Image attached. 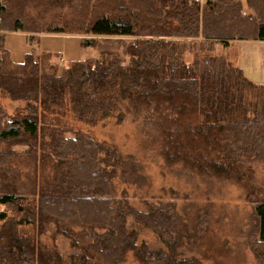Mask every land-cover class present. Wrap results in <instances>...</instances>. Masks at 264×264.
I'll use <instances>...</instances> for the list:
<instances>
[{
  "label": "trees",
  "instance_id": "obj_1",
  "mask_svg": "<svg viewBox=\"0 0 264 264\" xmlns=\"http://www.w3.org/2000/svg\"><path fill=\"white\" fill-rule=\"evenodd\" d=\"M246 7L253 15L244 13L240 0H0V91L25 103L20 118L0 107V141L25 148L0 152V264H124L128 253L139 264H201L181 257L182 240L190 235L173 204L144 202L140 211L124 190L117 195L113 180L148 184L136 165L43 115L67 109L94 125L125 103L153 124V143L166 164L205 176L218 171L250 192L255 226L249 245L264 264V193L239 170L264 167V85L210 54L235 40L264 41V0H246ZM58 17L67 18L64 25L54 21ZM70 32L90 37L81 47L98 57L58 68L49 63L51 54L39 60L27 54L16 64L4 46L6 34H28L33 44L37 34ZM181 40L195 42L200 57L183 61ZM19 155L33 162L26 184L9 166ZM37 156L51 179L38 181ZM128 219L162 246L138 244ZM50 225L53 240H68L67 258L55 245L40 243ZM23 226L35 234H24Z\"/></svg>",
  "mask_w": 264,
  "mask_h": 264
},
{
  "label": "rangeland",
  "instance_id": "obj_2",
  "mask_svg": "<svg viewBox=\"0 0 264 264\" xmlns=\"http://www.w3.org/2000/svg\"><path fill=\"white\" fill-rule=\"evenodd\" d=\"M200 2L204 0H199ZM205 2V1H204ZM202 2V3H204ZM242 5L246 0H240ZM29 12V10H28ZM35 12L32 16L36 18ZM30 14V12H29ZM48 19V16L46 17ZM67 18L58 17L57 24L64 25ZM33 44L29 43L28 34H6L4 46L13 63L20 64L25 55L32 54L38 60L42 54H51L49 63L60 67H69L73 62H83L96 59L98 53L92 48L81 47L82 35L70 32L65 34H37L33 36ZM113 41L117 38H113ZM130 39H124L125 42ZM195 42L181 40L177 45L182 60L186 63L193 61V55H198ZM226 47L215 46L210 54L226 59L230 64L235 62V45ZM233 62V63H232ZM43 64V60H41ZM46 64V62H45ZM254 97L248 101H254ZM0 107L10 118H20L25 115V103L10 98L0 91ZM49 122L68 127L69 130L79 131L89 135L98 143L114 148L122 157L123 162H131L140 169V173L147 179L144 187L125 185L113 180L115 191L119 195L123 190L128 195L129 204L138 210H146L144 202L151 204H173L176 213L186 226L190 238L182 240L179 249L181 257L195 258L201 264H258L250 250L249 233L253 232L255 218L253 214L250 192L234 181L225 179L224 173L214 171L205 176L179 164L168 165L158 156V147L155 141L153 124L146 121L144 112L136 115L128 104H120L112 116L89 125L79 122L67 109L54 110L43 113ZM17 143V142H16ZM13 149L17 153L25 151L14 142L0 141V152ZM132 157V158H129ZM38 181L49 180L52 173L48 166L39 168V156L36 157ZM129 158V159H128ZM9 166L17 175H20L24 184L28 169H34L33 162L19 155L10 161ZM244 175V181L256 191L264 193V167L253 165L250 169H239ZM33 174V173H32ZM221 176V177H219ZM9 216H14L9 213ZM129 229L136 230L138 244L144 242L153 250L159 249L162 244L155 234L147 229L139 228L128 219ZM26 235L35 234V229L23 226L19 229ZM54 227H47L38 237L42 245L56 249L67 258L72 252L68 240L61 236L52 239ZM124 264H139L132 253H128Z\"/></svg>",
  "mask_w": 264,
  "mask_h": 264
},
{
  "label": "crops",
  "instance_id": "obj_3",
  "mask_svg": "<svg viewBox=\"0 0 264 264\" xmlns=\"http://www.w3.org/2000/svg\"><path fill=\"white\" fill-rule=\"evenodd\" d=\"M242 4V3H241ZM243 6L244 13L253 15L245 5ZM235 45V67L242 70L246 79L256 85H264V41L245 40L232 41L229 43Z\"/></svg>",
  "mask_w": 264,
  "mask_h": 264
},
{
  "label": "built area",
  "instance_id": "obj_4",
  "mask_svg": "<svg viewBox=\"0 0 264 264\" xmlns=\"http://www.w3.org/2000/svg\"><path fill=\"white\" fill-rule=\"evenodd\" d=\"M199 1V0H198ZM205 1V0H204ZM204 1H202V2H204ZM200 2V1H199ZM202 2H200V3H202Z\"/></svg>",
  "mask_w": 264,
  "mask_h": 264
},
{
  "label": "bare ground",
  "instance_id": "obj_5",
  "mask_svg": "<svg viewBox=\"0 0 264 264\" xmlns=\"http://www.w3.org/2000/svg\"><path fill=\"white\" fill-rule=\"evenodd\" d=\"M110 68V67H109ZM227 148V147H226ZM119 167V166H118ZM109 187V186H108ZM111 191V190H110ZM255 193V192H254Z\"/></svg>",
  "mask_w": 264,
  "mask_h": 264
}]
</instances>
